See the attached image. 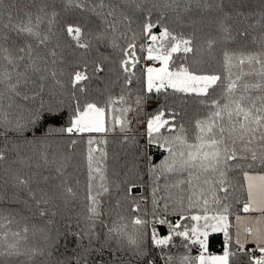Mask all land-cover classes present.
Here are the masks:
<instances>
[{"label": "snow or ice", "instance_id": "1", "mask_svg": "<svg viewBox=\"0 0 264 264\" xmlns=\"http://www.w3.org/2000/svg\"><path fill=\"white\" fill-rule=\"evenodd\" d=\"M65 48L98 55L69 67ZM206 56L217 70L202 67ZM106 64L122 81L119 95L82 100ZM151 95L165 103L147 111ZM189 101L203 109L191 135ZM65 115L66 126H48ZM134 124L143 126V146ZM108 134L131 150L123 175L109 173ZM81 141L83 193L70 172ZM150 148L166 153L159 163ZM141 161L149 197L133 195ZM256 162L264 166V0L258 12L249 0H0V264H94L113 241L135 264H157L153 250L163 264H264ZM235 171L246 193L239 212L229 202ZM216 232L220 255L209 252ZM193 246L195 257L171 252Z\"/></svg>", "mask_w": 264, "mask_h": 264}, {"label": "trees", "instance_id": "2", "mask_svg": "<svg viewBox=\"0 0 264 264\" xmlns=\"http://www.w3.org/2000/svg\"><path fill=\"white\" fill-rule=\"evenodd\" d=\"M249 5L252 10L259 11L261 8V0H249ZM21 7H23V4H21ZM193 18H197L196 14H193ZM185 32H191L193 30L192 27L188 26L187 22H185V26L181 29ZM159 31V29H157ZM100 53H102L105 56H109L110 58L114 57L112 56V52L110 48H105L103 45L100 46ZM139 54V53H138ZM96 51H91L85 53L83 50L80 49H74V48H65L64 51V58L66 66H71L74 62L86 59L89 64H92V61L96 59L97 57ZM218 57V53L215 54ZM143 63V61H142ZM140 65H137V68L134 70L137 73V76L141 75L140 71ZM202 67L206 70H217L218 65L216 63V60L212 59V57H204V62L202 63ZM89 72H91V67L89 69ZM116 80V70L115 67H112V71H109V66L105 65V71L98 73L96 77H94L90 82L87 83L88 92L86 96H82L81 99H89V100H96L99 102H103L108 95L117 96L119 95L121 91L120 85L122 84V81L119 83H114ZM51 83V82H50ZM141 87L140 84L135 83L133 85V97L135 95L136 90H138ZM47 95H45V99L47 100ZM170 105L176 107L178 110L180 109L181 105L180 102L177 100L169 99L167 101ZM129 103H131V98H129ZM165 103V98L161 95H151L149 97V102L146 105L147 111H153L155 108L163 105ZM65 113L69 112V109L67 107L64 108ZM203 109L198 108L194 102L189 101L187 105L184 106V123L186 128L188 129L189 135L192 133L191 128V121L197 117L198 115L202 114ZM132 115L131 113L129 114ZM67 124V115L62 117L58 122H51L49 121L48 126L50 127H63ZM135 132L138 134V139L140 142V145L143 146L144 139H143V126L134 124ZM87 136L88 134H84ZM94 138L100 139L105 136L103 133H93L91 134ZM56 139H67V137H55ZM107 139L109 141L107 145V151H108V169L109 173L111 174L113 170L116 172H120L121 175H123V172L126 170V165L130 167V161L132 160V153L131 150L126 146L120 143V138L117 134H108ZM77 151V158H76V164L77 168L75 170L70 169V172L73 173L74 178H78L81 181L80 184V191L83 193L84 184L86 183V168L84 166V160H83V152H84V143L81 141L80 145L76 149ZM149 154L153 157L154 163H159L164 155L166 153H163L157 149L150 148ZM141 167L138 168V171L140 173V177L142 180V184L137 187L133 191L134 196H143V197H149L150 196V182L149 177L146 174L145 168L142 166L143 162L141 161ZM244 166L246 168V163L243 162ZM254 171L257 173L264 172V166H261L258 162L254 164ZM186 175V174H185ZM231 176L235 177L234 183L236 184L235 190L232 191L231 197L229 202L232 205V211L233 212H239L240 211V202H242L246 198V193L243 188L240 187V184L242 183V179L240 177L239 171H235L230 174ZM132 178H135L133 174H130ZM177 179L176 176L170 177V181H174ZM163 183V180L161 181ZM73 215L75 212L80 211V207L77 205H73ZM175 219V218H173ZM232 219V217H230ZM160 231L164 233L166 229L161 228ZM223 242L224 237L222 232H216V233H210L209 236V252L213 255H220L223 252ZM66 247L69 249V255H71V249L74 244L73 238H69L67 241L64 242ZM177 244H179V240H177ZM63 251V248L61 249ZM172 254L175 257H180L182 255H190L192 257H195L199 254V249L196 246H193L190 252H187L183 247H174L171 249ZM152 257L157 259V264H163L162 258L158 257L157 251H152ZM91 259L94 261V264H135L134 258H131L123 253H116L115 252V241L112 242V248L111 249H105L103 252L98 253L96 255H93Z\"/></svg>", "mask_w": 264, "mask_h": 264}, {"label": "rangeland", "instance_id": "3", "mask_svg": "<svg viewBox=\"0 0 264 264\" xmlns=\"http://www.w3.org/2000/svg\"><path fill=\"white\" fill-rule=\"evenodd\" d=\"M149 64H151L152 62H148Z\"/></svg>", "mask_w": 264, "mask_h": 264}]
</instances>
